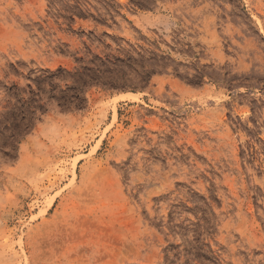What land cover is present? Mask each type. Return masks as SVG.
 Segmentation results:
<instances>
[{
	"label": "rangeland",
	"instance_id": "obj_1",
	"mask_svg": "<svg viewBox=\"0 0 264 264\" xmlns=\"http://www.w3.org/2000/svg\"><path fill=\"white\" fill-rule=\"evenodd\" d=\"M0 264H264V0H0Z\"/></svg>",
	"mask_w": 264,
	"mask_h": 264
},
{
	"label": "bare ground",
	"instance_id": "obj_2",
	"mask_svg": "<svg viewBox=\"0 0 264 264\" xmlns=\"http://www.w3.org/2000/svg\"><path fill=\"white\" fill-rule=\"evenodd\" d=\"M134 97H137L136 95H134Z\"/></svg>",
	"mask_w": 264,
	"mask_h": 264
}]
</instances>
